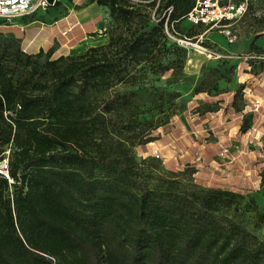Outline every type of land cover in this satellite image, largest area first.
<instances>
[{
    "label": "trees",
    "instance_id": "16d2710c",
    "mask_svg": "<svg viewBox=\"0 0 264 264\" xmlns=\"http://www.w3.org/2000/svg\"><path fill=\"white\" fill-rule=\"evenodd\" d=\"M95 1L113 27L81 53L0 41V158L12 179L0 176V264H259L262 243L242 223L253 199L132 151L142 111L131 87L160 72L166 31L181 30L195 0ZM250 124L248 113L241 130Z\"/></svg>",
    "mask_w": 264,
    "mask_h": 264
},
{
    "label": "rangeland",
    "instance_id": "374dc122",
    "mask_svg": "<svg viewBox=\"0 0 264 264\" xmlns=\"http://www.w3.org/2000/svg\"><path fill=\"white\" fill-rule=\"evenodd\" d=\"M246 1V13L239 20L233 22L230 27L235 31H239L242 35L246 34L251 36L255 32L264 31V0ZM73 4V0H68L66 4L58 0L45 9H39L30 14L17 17L12 22H5L0 19V41H4L12 37L13 34H16L21 36L19 41L20 47L28 52L37 51L39 48L43 50L51 48L53 56L83 52L88 47V43L94 44L93 42L97 40L91 36H87L81 41H78L80 35L83 34V32L81 33L82 29L86 31L84 34L87 33L89 27L87 23L83 25V28L75 26L71 30L69 29L72 23L69 17V7H72L70 5ZM85 4L84 1L77 0L73 6L80 7ZM99 9L100 10L97 11L88 10L86 14L84 12L78 14V16H80V21L93 19L95 14L99 13L98 15L103 18L100 24L104 25V28L107 30L112 28L113 23L109 18L108 10L106 9L103 13L102 9H104V7L101 6ZM180 26L181 30L177 32L170 30L169 34H167L166 45L169 46V49L162 59L163 67L159 69L160 72L151 73L148 71L145 76L142 77L140 81H137L136 85L131 88H133L136 93L133 100L138 103L139 109L142 111L138 114L139 120L142 121V126H138L134 129L135 132H139L137 136L134 137V145L132 146L135 157L137 159L143 158L144 146H142L143 144L141 141L146 136L157 138V134L161 132H172L176 139L173 140L174 146L169 150V153L171 154L172 162H175L174 164L176 166L182 167L180 166L182 161L194 164L198 160L194 159L196 151L191 153L189 151L190 149H188L190 153L185 152L186 142L182 137H178L179 128H174L173 126L182 123L183 116L188 111H192L191 106L193 102H191L190 99L194 94L200 91H207L209 93L212 91L214 92V90L216 91L219 82H227L233 79L235 71L233 64L224 57L217 59V61L216 59H207V61L201 64L197 74H187L184 71L187 53L196 52L202 56L206 55L203 53L201 54V52L195 50L191 45L181 42L180 39H182L185 34L189 35L192 41H195L196 38H200L201 44L207 48L205 51L209 53L210 50H215L216 43L212 41L215 38L223 45L229 43L217 26L209 27L207 25H201L199 27H194L187 19H183ZM98 32L99 31L96 30L92 35ZM199 35L201 36L199 37ZM27 39L30 41L29 46H27L26 43ZM145 127L146 129H144ZM171 127L174 128L173 131H171ZM200 133L203 134L202 132ZM124 135L125 132H122L117 133L115 136L124 137ZM199 136L200 134L198 133L195 135L194 133H189V135H186V138L190 140L192 139L191 137L202 139ZM211 138H213V136L212 133L209 132L205 139ZM259 140L261 143H264V139L261 140L260 138ZM235 143L236 142L233 141L230 144L232 147H227L229 152L235 150ZM250 146L253 147L254 145ZM145 156H154L159 160V168H161L164 166V162H166L164 156H167V153L164 155V152L157 150L154 151L152 155ZM213 156L214 155H212V157ZM191 158H193V161H189ZM145 169L147 170V167H145ZM201 171L203 172V175H201L203 177H200L198 173L194 174L196 183L216 188H220L217 184L222 186L227 184L225 180H221L219 177L213 179L207 176L206 170ZM158 172V170H151L150 173L158 174ZM258 174L259 180L254 182V184L247 185L246 183H239L240 186H244V199L246 201L250 199L254 200L246 203L248 210L243 212L242 223L250 233L255 235L254 241L261 242L262 248L264 249V169L261 168ZM154 183V179L148 180V185L151 186ZM259 264H264V255Z\"/></svg>",
    "mask_w": 264,
    "mask_h": 264
},
{
    "label": "crops",
    "instance_id": "0c3cea01",
    "mask_svg": "<svg viewBox=\"0 0 264 264\" xmlns=\"http://www.w3.org/2000/svg\"><path fill=\"white\" fill-rule=\"evenodd\" d=\"M59 1L68 3V0ZM76 1L73 0V5ZM81 1L86 4L80 7L73 5L69 7V17L72 22H70L69 29L71 30L75 26L83 28V25L87 23L89 26L87 33L84 34L86 31L82 29L81 33L83 32V34L80 35L78 41L91 36L97 41L93 42L94 44L88 43V46L106 42L108 35L103 32L104 25L100 24L103 18L98 15L99 13H96L93 19L88 21H80L78 14L83 12L86 14L88 10H100L101 6L104 7L102 9L104 13L107 8L97 4L95 0ZM96 30L99 32L92 35ZM237 32V38L226 45L221 44L216 38L212 40L216 45L215 50H210V57L202 56L196 52L187 53L184 63V71L187 74H197L201 64L207 59H216L217 61V59L225 57L233 64L235 75L231 81L219 82L214 92L200 91L194 94L190 99L193 102L192 111H188L183 116L182 123L173 127L179 128L178 137H182L186 142L185 152L196 151L195 154L193 153L194 159L198 160L194 164L182 161L180 166L193 165L195 167L194 174L198 173L200 177H203L201 170H206L207 176L213 179L219 177L227 182L224 186L217 184L220 188L243 192L244 186H240L239 183L254 184L259 180L258 171L261 168L264 169V143L259 140L260 138L264 139V58H262L264 56V31L255 32L251 36ZM253 98H259L261 101L257 112L251 111ZM248 113L251 114L250 126L254 129L248 128L242 131L240 128L242 118ZM173 127H171V131L174 130ZM209 132L212 133L213 138L205 139ZM189 133H194V135L198 133L202 139L198 137L187 139L186 135ZM157 135V138L142 145L144 146L143 157L161 150L164 155L167 153V156H164L166 167L182 168L172 162L169 153V150L174 146L173 140L176 139L173 133L161 132ZM233 141L236 142L235 150L229 152L227 147H232L230 144ZM188 149L190 150L188 151ZM211 154L214 156L212 157ZM189 161H193V158Z\"/></svg>",
    "mask_w": 264,
    "mask_h": 264
},
{
    "label": "built area",
    "instance_id": "2783aa9c",
    "mask_svg": "<svg viewBox=\"0 0 264 264\" xmlns=\"http://www.w3.org/2000/svg\"><path fill=\"white\" fill-rule=\"evenodd\" d=\"M51 4L47 0H0V19L5 22H12L17 17L30 14L39 9H45ZM246 11V0H195L191 9L185 15V19L189 20L191 24L217 26L226 41L230 43L238 36V32L230 26L233 22L239 20ZM166 33L169 34V31H166ZM180 41L191 45L198 52L204 53L207 50L201 44L200 38L192 41L190 37L183 36ZM260 105V99L253 98L251 111L257 112ZM249 128L250 130L254 129L252 126ZM0 176L6 178L8 182L12 181L8 171L7 157L0 158Z\"/></svg>",
    "mask_w": 264,
    "mask_h": 264
},
{
    "label": "bare ground",
    "instance_id": "6f19581e",
    "mask_svg": "<svg viewBox=\"0 0 264 264\" xmlns=\"http://www.w3.org/2000/svg\"><path fill=\"white\" fill-rule=\"evenodd\" d=\"M29 39H27V46H29L30 45V41H28ZM25 42V41H24ZM32 45V44H31ZM26 46V47H27ZM203 54H205L207 57H210V53L209 52H207V51H204V53Z\"/></svg>",
    "mask_w": 264,
    "mask_h": 264
},
{
    "label": "water",
    "instance_id": "95a60500",
    "mask_svg": "<svg viewBox=\"0 0 264 264\" xmlns=\"http://www.w3.org/2000/svg\"><path fill=\"white\" fill-rule=\"evenodd\" d=\"M49 3H52L53 4V2H54V0H47Z\"/></svg>",
    "mask_w": 264,
    "mask_h": 264
}]
</instances>
